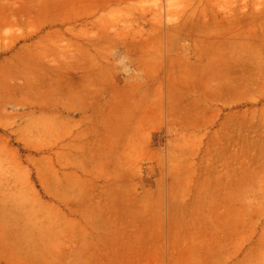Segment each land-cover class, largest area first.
<instances>
[{
	"label": "crops",
	"instance_id": "0c3cea01",
	"mask_svg": "<svg viewBox=\"0 0 264 264\" xmlns=\"http://www.w3.org/2000/svg\"><path fill=\"white\" fill-rule=\"evenodd\" d=\"M86 44L0 138V264H264V77L182 119L139 56Z\"/></svg>",
	"mask_w": 264,
	"mask_h": 264
},
{
	"label": "rangeland",
	"instance_id": "374dc122",
	"mask_svg": "<svg viewBox=\"0 0 264 264\" xmlns=\"http://www.w3.org/2000/svg\"><path fill=\"white\" fill-rule=\"evenodd\" d=\"M152 26L160 29L146 33ZM83 42L133 75L139 56L149 87L168 86L182 119L187 107L190 119H216L205 106L226 97V86L239 77L246 90L264 77V0H0L2 140L15 143L11 127L56 93L51 78H59L66 56L81 62ZM253 99L242 105L260 104ZM3 150L0 144V174Z\"/></svg>",
	"mask_w": 264,
	"mask_h": 264
}]
</instances>
